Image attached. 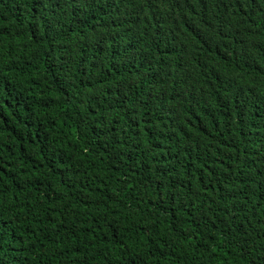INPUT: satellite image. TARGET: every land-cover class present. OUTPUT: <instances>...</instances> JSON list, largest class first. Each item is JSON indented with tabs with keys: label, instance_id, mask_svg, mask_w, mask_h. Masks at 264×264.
I'll use <instances>...</instances> for the list:
<instances>
[{
	"label": "trees",
	"instance_id": "trees-1",
	"mask_svg": "<svg viewBox=\"0 0 264 264\" xmlns=\"http://www.w3.org/2000/svg\"><path fill=\"white\" fill-rule=\"evenodd\" d=\"M0 264H264V0H0Z\"/></svg>",
	"mask_w": 264,
	"mask_h": 264
}]
</instances>
